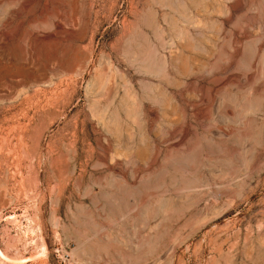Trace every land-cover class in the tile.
<instances>
[{"label":"rangeland","instance_id":"rangeland-1","mask_svg":"<svg viewBox=\"0 0 264 264\" xmlns=\"http://www.w3.org/2000/svg\"><path fill=\"white\" fill-rule=\"evenodd\" d=\"M0 264H264V0H0Z\"/></svg>","mask_w":264,"mask_h":264},{"label":"bare ground","instance_id":"bare-ground-1","mask_svg":"<svg viewBox=\"0 0 264 264\" xmlns=\"http://www.w3.org/2000/svg\"><path fill=\"white\" fill-rule=\"evenodd\" d=\"M152 27V26H151ZM143 36V35H142ZM95 76V75H94ZM140 88V87H139ZM152 114V112H150ZM151 116V115H150ZM155 116V115H154ZM182 170V169H181ZM188 173V172H187ZM218 249V248H217Z\"/></svg>","mask_w":264,"mask_h":264}]
</instances>
